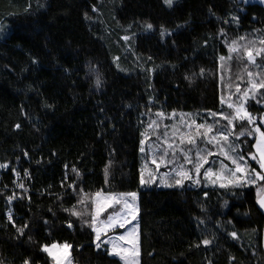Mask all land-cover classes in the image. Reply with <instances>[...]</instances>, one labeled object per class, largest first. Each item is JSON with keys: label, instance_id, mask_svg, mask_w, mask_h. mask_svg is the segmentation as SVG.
<instances>
[{"label": "trees", "instance_id": "1", "mask_svg": "<svg viewBox=\"0 0 264 264\" xmlns=\"http://www.w3.org/2000/svg\"><path fill=\"white\" fill-rule=\"evenodd\" d=\"M4 28L9 33L0 37V165H7L0 168L2 264H52L41 246L65 242L72 245L73 264H122L104 247L97 249L95 233L65 211L75 206L90 219L97 192L138 193L140 264H264V213L257 204L264 181L230 188L186 183L149 189L140 183L141 140L156 111L233 113L223 96L236 86L234 75L245 78L248 61L239 52L228 75L220 57L229 56L237 39L264 38V5L0 0V35ZM259 100L248 104L257 117L264 113V89ZM235 124L237 133L251 128ZM254 143V136L238 140L245 155L254 152ZM251 164L261 171L257 162ZM26 172L28 177L15 179ZM13 192L30 197L12 207L15 225H28L22 236L6 217ZM113 213L106 211L103 220ZM204 239L211 244L205 246Z\"/></svg>", "mask_w": 264, "mask_h": 264}, {"label": "snow or ice", "instance_id": "2", "mask_svg": "<svg viewBox=\"0 0 264 264\" xmlns=\"http://www.w3.org/2000/svg\"><path fill=\"white\" fill-rule=\"evenodd\" d=\"M264 3V0H261ZM164 3L171 7L173 0H164ZM148 29L152 28L151 24L146 26ZM125 40H128L129 37H124ZM243 39V38H241ZM264 44V41H261ZM238 51L235 47V42L233 45L229 47V53H233ZM261 52H264V48L260 49ZM247 59L251 63H255V57L253 55V50L249 49L246 52ZM221 60L225 58L223 56L220 57ZM247 71V70H246ZM203 73V69L201 70ZM247 75L249 78L253 77V73L251 71H247ZM101 85V79L99 76L96 78V86L99 87ZM260 89H264V80L256 82L252 79L249 80V87L244 92V98L241 100L239 106L234 108L233 104H228L229 109L234 108V112L230 114L215 113L210 112L209 115L214 119V122L209 124L207 121L204 123H196L193 120L190 124L187 125L189 129V135L186 139V143L188 146L196 145L197 139L192 133H196L197 136L201 138L203 141L205 137L207 140L205 141L206 145H212L216 149H220L221 153L224 157L231 162L233 167H229L223 161H221V167L219 171H214L213 167L209 164L208 157L214 155L215 153L211 148L205 147L203 149L197 150L194 155L190 154L192 149L189 147L187 150L183 147L185 144V138L181 137L179 139V146L175 143L169 142L167 139L163 141V145H166V148L161 146V149H158L153 152L152 158L150 161H145V164L151 163L156 166L155 172H149L148 179H145V169L142 167L140 169V183L144 185L146 183L155 182L156 173H158L159 168L163 165L165 168L169 167V164L172 165V168L163 174L160 175V183L165 187H184L185 181H191L195 185H199L201 183V169L204 168L205 165H209L204 169L203 179L205 181H211V183L216 184L219 182L220 188H230V187H243L247 184H256L258 181H264V116L257 117L253 116L247 108L244 106L246 103V98L249 93L259 92ZM237 92H240L239 86L236 88ZM257 103H260L257 100ZM158 116H163V113H157ZM175 116V113L172 114ZM219 116V120L215 119ZM227 121V124L224 126H220L219 130H217V126L220 125V121ZM260 121L257 123V121ZM235 121L246 122L247 125L252 126L251 128L242 127L241 130L237 133L235 132L236 124ZM155 124V121L152 122ZM152 124L149 127H152ZM193 125L195 127L193 128ZM19 127V125H17ZM235 136V141L240 140L241 137L245 136H256L257 139L254 144L255 151L249 152L248 156L253 161H256L259 164V168L261 171H256V169L252 168L247 160L245 155L242 152V149L239 144L235 141L230 140V137ZM151 137H148L150 139ZM145 141L141 140L140 152L145 153L144 147ZM177 148L183 163L178 164L176 161L177 156ZM171 150V151H169ZM157 152L159 153V162L157 159ZM167 157H171V159H166ZM190 166V167H188ZM7 167V165H0V168ZM76 170L73 169V172ZM17 177H19V173H16ZM25 175H28L25 173ZM24 191L25 189L23 184L18 185ZM70 187L74 188V185H70ZM82 191V190H81ZM95 201V215L91 216L90 219H83V214L75 211V206H73V210L65 209V211H69L70 215L77 216L81 219L82 227L87 225L93 233H95V247L97 249L101 248L102 244H111V251L109 255H115L120 257L121 260L125 262V264H139L137 257L139 256V235L137 232L138 224L135 228L129 231L126 235L119 236L116 238H109L108 240H101V236L107 235L109 230H113L116 228H124L126 223H128V216L131 215V218L134 220L136 218L137 209L133 206L135 203L137 193L129 192V193H120L113 194L108 193L107 195H102L100 192L96 194ZM207 195V193H205ZM125 197H131L133 203L130 204L125 199ZM257 197L258 204L261 209H264V187L257 188ZM17 198L15 194L11 197H8L9 202L12 199ZM30 199V197H29ZM82 202V201H81ZM123 205L124 209H128V211L123 212L121 215L120 211H116L113 214H110L106 217L105 220H100V216L103 212H106L109 208H112L114 205ZM225 205H227V201H225ZM51 211V209H49ZM8 220L13 223V226L16 227L17 232L20 236L24 234L25 229H27L28 225L24 224L23 226H16L13 221L12 213L9 211ZM45 224L48 223L47 220L44 221ZM67 227L71 229L73 227L72 223L69 222ZM231 235L233 238H236L237 234L232 232ZM31 239V237L29 238ZM117 241H126L131 244V249L124 248L121 244L117 243ZM203 244L205 246L211 244V241L208 239L203 240ZM58 245L53 243L51 245L45 244L42 245L40 250L44 253H47L49 257L55 262V264H72V261L67 258V256L60 257L57 256L53 251L56 249ZM61 247L64 249H70L72 245L65 242ZM199 247V245H197ZM2 264V262H0ZM23 264H31L29 259H25Z\"/></svg>", "mask_w": 264, "mask_h": 264}, {"label": "rangeland", "instance_id": "3", "mask_svg": "<svg viewBox=\"0 0 264 264\" xmlns=\"http://www.w3.org/2000/svg\"><path fill=\"white\" fill-rule=\"evenodd\" d=\"M179 1L180 0H173L171 7L174 6L176 3H178ZM239 1H243V0H239ZM244 1L245 2L251 1L252 3H260V4L264 5V3L261 2V0H244ZM165 5H166V7L170 8L167 4H165ZM8 33H9V29L4 28L0 37L3 39L6 35H8ZM261 41H264V38L257 37L256 35L253 36L252 38L243 37V39H237L234 42H235V47L238 49V51L233 52V53H229V56L221 61V69L223 71L229 73L228 75H231L230 73L233 69L231 67L233 66V63H234L233 59H234L235 55L238 57V55L240 56V54H241L239 52H243L244 55L242 54V57L244 59H247L246 52H247V50L251 49V50H253V55L255 57V63H251L247 59L248 66H247L246 70L251 71L253 73L252 78L248 77L247 71H246L245 78H243V79H242V72L241 73L239 72L237 75H234V79L237 80L236 86H234V88H231V87L228 88V90L226 91V93L223 96V104L226 105L227 108H228V104H230V103L233 104L234 108H235L236 106L240 105L241 100L245 99L243 94L247 90V88L249 87V80L250 79H252L256 82L264 80V52L260 51V49L264 48V44H262ZM232 45H233V42L229 45V47ZM237 86H239L240 92L236 91ZM259 92L261 93V89L259 90ZM259 92L249 93L248 97L246 98V103L244 105L247 108V110H248L249 102H253V101L257 102V100H259ZM260 96H261V94H260ZM234 108L230 109V110L232 112H234ZM211 112H214V111H211ZM157 113H163V116H158ZM173 113H175V116L172 115ZM209 113L210 112H204V111H201V112L175 111V112H169V113H167L165 111H161V110L156 111V115L150 121L149 125L152 124L153 121H155V124H152V127H149V125H148L146 133L144 134V137L142 139L145 141V144H144L145 153H141V168L143 167L145 169L144 175H145L146 180L148 179L150 171L151 172L156 171V166L151 164V163L145 164V161L151 160L153 152L158 150V149H161V146L163 145V141L165 139H167L169 142L175 143L179 146V144H178L179 139L181 137H184L185 138V144L183 145V147L186 150L189 147H191L192 151L190 154H192V155H194V153L197 150L203 149L206 146L211 148L215 154L209 156L208 159H209V164L213 167L214 171L220 170L221 161H223L229 167H233L231 165V162L229 160H227L224 157V155L221 153L220 149H216L212 145H206L205 141L207 140V137H205L204 140L202 141L201 138L196 135V133H192V135L195 136L197 139V144L192 145V146H188L186 143V139L189 135V129L187 128V125L190 124L193 120H195L196 123H204L205 121H207V123H209V124L213 123L214 119L209 115ZM215 113H217V112H215ZM253 116H255V114H253ZM262 116H264V113L262 114ZM215 119L219 120L220 118H219V116H217ZM222 122L227 123V121L221 120L220 125L217 126V130H219L220 126H224L222 124ZM259 122L260 121L258 120L257 123H259ZM194 127H195V125H193V128ZM262 130H264V128H262ZM148 137H151V138L148 139ZM254 137H255V141H256L257 137L256 136H254ZM230 140L235 141V136L230 137ZM235 142L238 144V141H235ZM163 147L166 148V145H163ZM169 151H171V150H169ZM254 151H255V148H254ZM245 157H246L248 164L252 168H254L252 166L251 162H256V161H253L250 158V156H248V155H245ZM157 159L159 162V153L158 152H157ZM166 159H171V157H167ZM175 159H176L178 164L183 163L181 156L179 154L178 148H177V156ZM208 166L209 165H205L204 168L201 169V183L199 185H195L191 181H185L184 185H186V183H187L188 186L192 187V188H199L202 186L205 188H214V187L220 188L219 182H217L216 184H213V183H211V181H205L203 179L204 169L207 168ZM188 167H190V166H188ZM171 168H172L171 164H169L168 168H165L163 165H161L158 173H156L155 182L146 183V184L142 185V187L143 188H149V189H152L154 187L170 188V187H165L160 183V175L165 173V172H168ZM248 185H254V184H247L246 186H248ZM171 188H175V187H171ZM127 193H129V192H127ZM101 194L107 195L108 193H101ZM113 194L118 195L120 193H113ZM96 199H97V197L95 196V201H96ZM125 199L128 201V203H130V204L133 203L131 197H125ZM138 199H139V196L137 193L135 203L133 204V206L137 209L136 218L133 220L131 218V215H129L128 216L129 222L126 223L124 228H116L113 230H109L107 235L102 234V236H101L102 241L108 240L109 238H116L119 236L126 235L129 231H131L133 228H135L137 226V224H138L137 232H138L139 239H140V228H139V217H138V211H139ZM109 209H112L114 212L120 211L121 209H123V211H121V213H120L121 215H123V212L128 211V209L123 208L122 204L121 205H114L112 208H109ZM94 213H95V208H94ZM104 213L105 212H103L101 214V216L99 218L100 220H103V214ZM117 243L121 244L126 249H131V247H132L131 244L127 243L126 241H117ZM56 244L58 245V247L53 250L56 253V255L60 256V257L67 256V258L70 259L72 261V264H73V259L71 256V248L70 249H64L63 247H61L63 244H58V243H56ZM263 244H264V235H263ZM102 245H103L102 247H104V250H108L109 252L111 251V244H102ZM112 256H115V255H112ZM115 257L120 259V257H118V256H115ZM49 258L52 260L51 257H49ZM137 259H138V262L140 264L139 256L137 257ZM52 262H53L52 264H55V262L53 260H52ZM121 262H122V264H125V262L123 260H121Z\"/></svg>", "mask_w": 264, "mask_h": 264}, {"label": "built area", "instance_id": "4", "mask_svg": "<svg viewBox=\"0 0 264 264\" xmlns=\"http://www.w3.org/2000/svg\"><path fill=\"white\" fill-rule=\"evenodd\" d=\"M4 170H6V169H4ZM26 173L28 174V172H26ZM26 177H28V175H25V173H24L23 176H22V174H20L19 177H17V175L15 174V179H16V180H22L23 178H26ZM24 192H25V191H24ZM14 194H15V197H17V198H14V199L11 200V202H9L8 197L13 196ZM8 197H7V205H8V207L10 208L9 211H11V213H12V217H13L12 207H13L14 203H15L17 200H18V201L22 200L23 198H27V199L29 200V195H26V197H24V196H22V195H20V194H17L16 192H13V193H12L11 195H9ZM9 211H8V213H9ZM8 213H7V215H6L7 220H8Z\"/></svg>", "mask_w": 264, "mask_h": 264}, {"label": "water", "instance_id": "5", "mask_svg": "<svg viewBox=\"0 0 264 264\" xmlns=\"http://www.w3.org/2000/svg\"><path fill=\"white\" fill-rule=\"evenodd\" d=\"M257 204H258V202H257ZM258 207L264 213V209H261L260 206H259V204H258Z\"/></svg>", "mask_w": 264, "mask_h": 264}, {"label": "crops", "instance_id": "6", "mask_svg": "<svg viewBox=\"0 0 264 264\" xmlns=\"http://www.w3.org/2000/svg\"><path fill=\"white\" fill-rule=\"evenodd\" d=\"M103 246V245H102Z\"/></svg>", "mask_w": 264, "mask_h": 264}]
</instances>
